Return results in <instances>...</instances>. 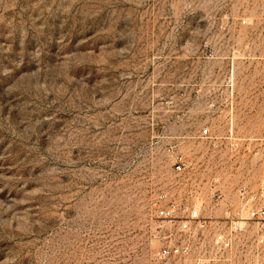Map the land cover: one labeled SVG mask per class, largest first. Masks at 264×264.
<instances>
[{
    "label": "rangeland",
    "instance_id": "374dc122",
    "mask_svg": "<svg viewBox=\"0 0 264 264\" xmlns=\"http://www.w3.org/2000/svg\"><path fill=\"white\" fill-rule=\"evenodd\" d=\"M263 11L264 0H0V264H189L161 256L177 223L157 206L223 218L237 186L264 177ZM226 15L258 22L238 29L255 47H218Z\"/></svg>",
    "mask_w": 264,
    "mask_h": 264
},
{
    "label": "built area",
    "instance_id": "2783aa9c",
    "mask_svg": "<svg viewBox=\"0 0 264 264\" xmlns=\"http://www.w3.org/2000/svg\"><path fill=\"white\" fill-rule=\"evenodd\" d=\"M247 3L263 0H245ZM254 19L240 15H226V22L218 27L222 37L218 47L251 49L255 40L249 36L238 42V29L251 30ZM261 29L256 37L257 45L264 46V11L260 13ZM233 82V75L228 77ZM210 134L203 128L202 137ZM175 171L185 172L187 163L181 153L175 155ZM237 204L223 218L208 217L202 213L201 203H178L169 200L157 206V216L176 222L169 230L166 245L160 254L166 259L187 260L189 264H264V177L259 186L252 188L240 184L236 188ZM215 206L225 202L224 194L217 190L212 195Z\"/></svg>",
    "mask_w": 264,
    "mask_h": 264
}]
</instances>
